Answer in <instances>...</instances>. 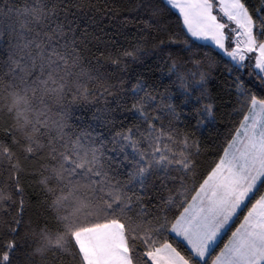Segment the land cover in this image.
Instances as JSON below:
<instances>
[{
    "label": "trees",
    "instance_id": "1",
    "mask_svg": "<svg viewBox=\"0 0 264 264\" xmlns=\"http://www.w3.org/2000/svg\"><path fill=\"white\" fill-rule=\"evenodd\" d=\"M240 1L264 42V0ZM252 100V63L192 39L164 0H0V264H83L73 235L109 222L131 264L164 244L210 264L264 175L204 261L171 227Z\"/></svg>",
    "mask_w": 264,
    "mask_h": 264
},
{
    "label": "rangeland",
    "instance_id": "2",
    "mask_svg": "<svg viewBox=\"0 0 264 264\" xmlns=\"http://www.w3.org/2000/svg\"><path fill=\"white\" fill-rule=\"evenodd\" d=\"M164 1L179 14L185 32L192 39L213 46L237 65L252 63L253 69L264 80V42L258 40L254 34L252 21L240 0ZM235 30L236 36L232 35ZM228 35L231 36L229 46ZM263 175L264 103L252 100L222 159L201 184L200 191L188 205V211L183 219L184 227L175 236L181 241L184 237L187 239L192 237L188 247L194 252L195 257L204 261V257L208 255L206 252L208 244L214 238L220 224L227 221L228 216L230 219L232 216L235 217ZM191 230H198V233L195 231L191 234ZM221 235L222 233L212 248ZM95 248L97 239L92 249ZM176 256L180 263L175 264L188 263L177 253Z\"/></svg>",
    "mask_w": 264,
    "mask_h": 264
},
{
    "label": "crops",
    "instance_id": "3",
    "mask_svg": "<svg viewBox=\"0 0 264 264\" xmlns=\"http://www.w3.org/2000/svg\"><path fill=\"white\" fill-rule=\"evenodd\" d=\"M225 152V151H224ZM223 157V156H222ZM221 157V159H222ZM220 159V160H221ZM219 160V161H220ZM218 165V163H217ZM216 168V166H215ZM214 168V169H215ZM213 169V170H214ZM212 170V171H213ZM211 171V172H212ZM200 188L192 197H196ZM188 205L174 221L171 233L175 236L184 227V216ZM220 224L214 238L208 244L206 252H210L213 243L225 231L234 218H229ZM231 221H230V220ZM186 220V219H185ZM230 223L228 224V222ZM194 229V228H193ZM198 230H191V234ZM196 235V234H195ZM195 235H193L195 237ZM177 237V236H176ZM73 239L83 259V264H131L122 225L119 222H109L76 232ZM97 248L92 249L96 245ZM190 239L183 241L188 247ZM189 250L194 254L190 247ZM177 251L169 244H164L149 252L148 257L153 264L180 263L176 256ZM182 257L179 253H177ZM204 256V255H203ZM208 256V255H207ZM97 257V261H96ZM206 257H204L205 259ZM171 259V260H170ZM182 259H184L182 257ZM200 259V258H199ZM203 259V257L201 258ZM170 260V261H169ZM185 261V260H184ZM187 263V261H185ZM264 263V195L257 199L249 208L241 222L231 233L229 239L212 259L210 264H263ZM189 264V263H187Z\"/></svg>",
    "mask_w": 264,
    "mask_h": 264
},
{
    "label": "built area",
    "instance_id": "4",
    "mask_svg": "<svg viewBox=\"0 0 264 264\" xmlns=\"http://www.w3.org/2000/svg\"><path fill=\"white\" fill-rule=\"evenodd\" d=\"M233 35L236 36V35H237V32L235 31V32L233 33Z\"/></svg>",
    "mask_w": 264,
    "mask_h": 264
}]
</instances>
